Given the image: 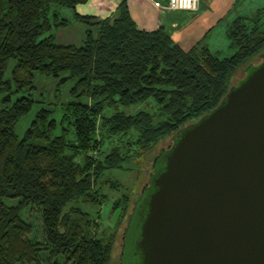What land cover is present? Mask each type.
<instances>
[{
    "label": "trees",
    "instance_id": "16d2710c",
    "mask_svg": "<svg viewBox=\"0 0 264 264\" xmlns=\"http://www.w3.org/2000/svg\"><path fill=\"white\" fill-rule=\"evenodd\" d=\"M89 1L0 0V264H41L44 252L49 264H110L112 238L96 237L89 215L66 205L99 203L95 187L106 170L211 111L264 52V5L234 16L225 31L232 52L221 56L200 42L182 48L163 26H138L127 0L111 17L79 14L76 6ZM73 21L87 26L80 44L58 42L57 30ZM35 74L61 76L58 85L76 79L69 93L77 100L58 120L40 108L18 136ZM148 100L153 111L119 109ZM30 205L40 210L41 241L29 238L22 218Z\"/></svg>",
    "mask_w": 264,
    "mask_h": 264
},
{
    "label": "water",
    "instance_id": "95a60500",
    "mask_svg": "<svg viewBox=\"0 0 264 264\" xmlns=\"http://www.w3.org/2000/svg\"><path fill=\"white\" fill-rule=\"evenodd\" d=\"M261 56L215 108L172 135L130 243L136 264H264Z\"/></svg>",
    "mask_w": 264,
    "mask_h": 264
},
{
    "label": "rangeland",
    "instance_id": "374dc122",
    "mask_svg": "<svg viewBox=\"0 0 264 264\" xmlns=\"http://www.w3.org/2000/svg\"><path fill=\"white\" fill-rule=\"evenodd\" d=\"M257 5H264V0H241L238 8L240 10H237L236 12V9H230L229 14H227L226 17L221 20L220 24L217 25L216 30L213 33L215 34V42L217 44L212 49L220 51L221 56L231 54L232 51L228 47V40L226 39L223 42V40L221 41V38L219 39V33H221L220 31L224 26H227V23H229L237 13H243L244 11H248ZM65 29L67 28H64V30ZM224 29L226 30V27ZM59 30L56 32V39ZM62 41L66 42V40ZM11 67L12 61L9 62V66L5 73L6 77H10ZM242 74V70L238 71L234 77V80H236ZM60 78L61 76L53 77L35 74L33 79L35 89L31 92L34 103L29 113L21 117L14 126V130L18 136L23 134L24 130L34 117L36 111H38L40 108L44 107L53 110L52 116L58 120L61 118L63 112L62 106L71 100H77L73 99L69 93L76 79H68L58 85ZM18 95L19 94L13 95V100ZM119 109L126 113H135L143 109L153 111L155 109V105L152 100H148L146 102L129 107H119ZM171 137L160 141L158 145L151 151H139L138 154L125 161L122 164V167L106 170L103 176L98 179L95 187V190L98 192L99 203L86 201L80 198L78 200L71 201L64 208V211H67L69 208L79 207L82 211L89 215L93 221V224L97 225V228H92L96 237L103 238L104 241L112 238L110 264H119L121 261V256L123 257V260L126 264L137 263V259L134 258L135 256L133 254V252L136 250L135 246L133 247L131 244L128 246V248L125 246L127 249L124 252V255L121 254L122 250L124 249L123 232L125 227L130 224L129 222L131 220V216L134 214L136 201L140 199V202H138L136 206L138 211H136V215L134 217L136 223L133 225L134 229L132 233L134 237L132 241L137 235L142 217L141 214L146 209L147 198L153 190L152 180L162 169L163 158L167 152L165 150L171 143ZM105 147L108 148V145ZM159 154L160 157L158 158ZM106 178L116 181L118 183V187H112L109 183H107ZM146 183H148V187L144 192H142L144 186H147ZM125 196H127V201H124ZM117 200L118 202L120 201V203L114 205L115 201ZM16 201L17 199L5 200V202L8 204H15ZM21 214L22 218L32 226L31 232L28 235L29 238L32 240H43L44 230L42 226V220L40 218L39 208L36 205H30L25 208ZM41 257V264H49L47 261V254L45 252L41 253ZM57 260L61 264L64 262L62 258H58Z\"/></svg>",
    "mask_w": 264,
    "mask_h": 264
},
{
    "label": "crops",
    "instance_id": "0c3cea01",
    "mask_svg": "<svg viewBox=\"0 0 264 264\" xmlns=\"http://www.w3.org/2000/svg\"><path fill=\"white\" fill-rule=\"evenodd\" d=\"M119 1L90 0L86 4H78L76 11L79 14H89L100 18L111 17L115 14ZM154 1L127 0L131 16L138 26L146 29H155L163 26L171 39L182 48L187 49L193 44L200 42L211 50L217 44L215 42V34H213L217 25L229 14L230 9H236V12L240 10L238 8L241 2V0H199V9L196 12H187L184 10L162 9L155 6ZM160 1L165 3V0ZM229 23L219 33V39L221 38L223 42L227 39L226 34H224V31H226L224 28H227ZM66 28L65 30L61 28L58 31L57 41L66 40V42L62 41V43L80 44L87 26L73 21Z\"/></svg>",
    "mask_w": 264,
    "mask_h": 264
},
{
    "label": "built area",
    "instance_id": "2783aa9c",
    "mask_svg": "<svg viewBox=\"0 0 264 264\" xmlns=\"http://www.w3.org/2000/svg\"><path fill=\"white\" fill-rule=\"evenodd\" d=\"M154 5L162 9L196 12L199 9V0H165V3L155 0ZM92 154L96 155V151Z\"/></svg>",
    "mask_w": 264,
    "mask_h": 264
},
{
    "label": "flooded vegetation",
    "instance_id": "af4514ba",
    "mask_svg": "<svg viewBox=\"0 0 264 264\" xmlns=\"http://www.w3.org/2000/svg\"><path fill=\"white\" fill-rule=\"evenodd\" d=\"M132 231H133V229L130 228L129 225L126 226L125 229H124V232H123V239H124V244H123V246H124V249H123L122 252H121V254H123V255H124V252L126 251V249L128 248V246L130 245V243H131V241H132V239H133V237H134ZM125 246H126L127 248H125ZM119 264H126V263L124 262L122 256H121V261H120Z\"/></svg>",
    "mask_w": 264,
    "mask_h": 264
}]
</instances>
